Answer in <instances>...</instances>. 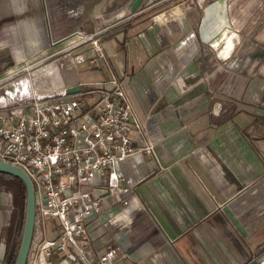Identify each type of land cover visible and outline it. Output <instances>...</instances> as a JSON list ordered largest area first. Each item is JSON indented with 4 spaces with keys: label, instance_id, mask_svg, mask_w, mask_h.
<instances>
[{
    "label": "crops",
    "instance_id": "1",
    "mask_svg": "<svg viewBox=\"0 0 264 264\" xmlns=\"http://www.w3.org/2000/svg\"><path fill=\"white\" fill-rule=\"evenodd\" d=\"M132 1L45 0L44 7L33 2L35 5L26 11L23 0H9L14 13H21L17 17H24L17 18L12 28L23 31L21 49L15 50L14 56L30 59L41 51L45 42L37 21L46 13L52 34L50 45L55 46V52L63 53L55 63L72 57L73 64L64 62L61 70L56 65L33 68L23 78L15 74L16 70L7 71L3 77H8V86L0 96L24 91L23 82L30 79L40 92L67 94V90L90 84L109 88L113 80L124 89L136 121L130 136L132 144L151 146L153 155L141 154L139 163L115 161L102 178L84 187L99 199L101 208L100 214L86 223L83 246L79 245L93 264L97 254L111 246L117 249L116 264H253L264 254L262 168L258 162H251L249 152L236 165L232 138L216 139L226 129L245 135L253 128L243 115L238 127L227 122L238 110L222 123L212 122L207 109L201 113L200 107L196 108L199 97L190 101L189 109L181 106L176 110L171 104L173 94L182 96L186 91L166 93L159 82L169 74L171 63L182 71L202 49L213 53L197 39L202 9L212 0H142L131 11ZM237 1L227 0L228 21L238 39L233 40L234 51L245 37H252L264 53V0H248V6L258 3L260 10L255 7L256 11L247 15L250 23L246 29L233 23ZM73 5L81 23L79 32L85 30L86 38H97L96 51L86 46L68 52L75 49L77 40L61 47L60 42L73 31L56 33L57 9L63 12ZM83 66L93 68V73H81ZM29 67L23 68L24 72ZM17 82L20 86L13 88ZM179 87L184 90L181 82ZM238 113L251 116L245 109ZM191 116L197 118L185 123ZM175 117H181L180 126L174 122ZM110 172L116 175L118 187L127 189L126 207L107 191ZM95 189L102 192L97 194ZM46 222L34 223L33 233L51 239ZM3 250L0 242V256Z\"/></svg>",
    "mask_w": 264,
    "mask_h": 264
},
{
    "label": "built area",
    "instance_id": "2",
    "mask_svg": "<svg viewBox=\"0 0 264 264\" xmlns=\"http://www.w3.org/2000/svg\"><path fill=\"white\" fill-rule=\"evenodd\" d=\"M133 116L116 80L109 88L90 84L71 95L33 88L30 93L0 96V162L28 178L34 223L53 221L59 228L53 239L32 234L26 264H93L78 243L86 236V223L101 208L99 199L84 187L102 178L115 161L139 163L141 154L153 155L151 146H133ZM107 191L126 207L127 189L118 187L113 172L108 174ZM116 255L115 247H106L95 264H116Z\"/></svg>",
    "mask_w": 264,
    "mask_h": 264
},
{
    "label": "rangeland",
    "instance_id": "3",
    "mask_svg": "<svg viewBox=\"0 0 264 264\" xmlns=\"http://www.w3.org/2000/svg\"><path fill=\"white\" fill-rule=\"evenodd\" d=\"M206 1L210 0H204V2ZM33 2L38 4L40 3V5L42 3L43 7L45 5V0H23L26 11L29 7H33V5H35ZM177 2H175L174 5ZM236 4L237 6H234L236 9L232 11L233 23L237 27L245 26L244 29H246L250 23V21L247 19V15H252V11H256L255 7L258 3L248 6V0H239V2L237 1ZM74 6L75 5L71 6L69 9L63 10V12L57 9L59 20L56 33L58 34L73 31V34L67 36L63 41L60 42V44H62L61 47L66 48L68 45L70 46V44L77 40L75 49H72L68 52L82 49L86 46H91L96 51L99 44V42L96 41L97 38L94 36L91 38H86L85 35H88V31L84 30L79 32L81 23L77 15L75 16L74 14ZM257 10H260V8ZM19 14L14 13L13 6L10 4L9 0H0V53H2L0 57L3 56L0 58V84L2 85V88L0 89V95H2L8 86L7 83H5V77H3V74L7 71L9 72L11 70H16L15 74L23 78L28 76L31 70H34L35 68H46L45 66L55 67V60L60 59V56L63 55V53L60 51L55 52V46L50 45V37L52 35L49 32L50 21L48 19V15L45 13V19L41 18L37 21V23H40L42 27V33L45 42L41 51H39L30 59H20L19 56L15 57V50L21 49L23 36V31L21 33L12 30V28L18 22L17 18L24 19L22 16L17 17ZM13 15H15L14 17L16 18H13ZM241 31L243 32L244 30ZM189 37L190 35L187 36V38ZM263 54L262 48L253 42L252 37H245L244 43L236 48L230 59L226 62L218 63L210 50L208 51L206 49H202L197 53L190 65L182 71L178 66H175L171 63L168 71L169 74H167L166 78L160 79L159 82L162 84L161 90L164 89V91H167L166 93H174V91L180 90L184 92L186 91V93L182 96H177L176 94L172 93L175 95L174 100L171 101L172 107H174L176 110L181 106L182 109H189L187 107H189L190 101L199 97L196 108L200 107L201 113L207 109L212 122L222 123L228 118L229 115H231L233 111L235 112L238 110V112H240L241 109H245L246 112L248 111L251 116H247L244 113H238L236 115H232L227 121L229 124H233L238 127L237 123L240 122L239 119L245 118V122L249 123L250 127L253 128L252 130L248 129V134L246 133L244 135L243 132L226 129L216 139L222 140L232 138L234 142V154L232 156H234V162L236 165L241 163V161H243L242 158L244 159L245 153L249 152L250 155L248 157L251 162H258L260 164L262 169L259 173L264 178V133H256V130L261 131L260 129H264V121L254 118L255 116L260 118L264 117ZM29 65V69H25L26 72H24L23 68ZM83 68H81V73H84L85 75H89L94 71L93 68L90 70V66H83ZM17 80L19 79H16V81ZM32 80L33 79H30L29 82L27 80L23 82V87L25 88L24 90L28 93H30L33 89L32 84L34 82ZM180 82L182 86H184V90L179 87ZM13 86L15 87V85ZM42 88L44 89V87ZM206 95L212 96L213 98L211 97V99H209L206 97ZM180 118H174V122L178 126H180ZM195 118L197 117L191 116L187 118L185 123H192L194 122ZM182 123L183 122H181V124ZM167 133L170 135V132ZM250 140L261 141L252 143ZM241 151H243V153ZM14 223L15 221L12 219V192L0 186V242H2V248L3 245L4 248H6L8 245V236L15 227ZM46 224L47 231H45L48 237L53 239L59 233V228L56 227L53 221H48ZM78 244L81 247L83 246L81 242Z\"/></svg>",
    "mask_w": 264,
    "mask_h": 264
},
{
    "label": "water",
    "instance_id": "4",
    "mask_svg": "<svg viewBox=\"0 0 264 264\" xmlns=\"http://www.w3.org/2000/svg\"><path fill=\"white\" fill-rule=\"evenodd\" d=\"M141 2L142 0H133L130 5V10H136ZM197 39L201 44L211 48L219 63L226 62L232 56L235 49V42H238V39L237 34L232 31L228 21L227 0H212L203 7L197 29ZM64 62L73 64V58L67 57L63 61H57L56 66L59 70L66 66ZM78 90L79 88L75 87L66 92L68 95H71L77 93ZM0 173L10 175L24 184L25 203L23 221L13 264H25L34 228V195L32 186L26 175L12 165L0 162ZM263 260L264 254L256 259L253 264H264Z\"/></svg>",
    "mask_w": 264,
    "mask_h": 264
},
{
    "label": "trees",
    "instance_id": "5",
    "mask_svg": "<svg viewBox=\"0 0 264 264\" xmlns=\"http://www.w3.org/2000/svg\"><path fill=\"white\" fill-rule=\"evenodd\" d=\"M236 114H238V112H236L234 115ZM254 118L264 121V117L260 118L255 116ZM260 130L261 131L256 130V133H264V131H262L264 130L263 128ZM0 186L12 192V219L15 221V227L8 236V245L6 248H4L0 257V264H13L23 221L25 188L24 184L20 180L3 173H0Z\"/></svg>",
    "mask_w": 264,
    "mask_h": 264
}]
</instances>
